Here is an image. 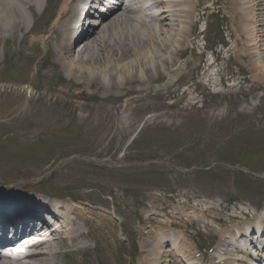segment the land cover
Returning a JSON list of instances; mask_svg holds the SVG:
<instances>
[{
  "label": "rangeland",
  "instance_id": "rangeland-1",
  "mask_svg": "<svg viewBox=\"0 0 264 264\" xmlns=\"http://www.w3.org/2000/svg\"><path fill=\"white\" fill-rule=\"evenodd\" d=\"M223 2L199 1L198 29L173 55L187 70L177 102H164L165 79L128 95L67 78L53 11L39 15L32 33L19 27L8 44L0 39V183L70 198L92 219L89 234L67 247L79 250L64 255L65 246L57 264H68L65 256L72 264H138L154 242L141 243L171 229L186 231L181 248L210 247L212 255L219 230L240 224L230 219L239 205L264 207V80L254 65L264 64V41L250 49L239 4L233 12ZM148 114L155 116L143 122Z\"/></svg>",
  "mask_w": 264,
  "mask_h": 264
},
{
  "label": "bare ground",
  "instance_id": "bare-ground-1",
  "mask_svg": "<svg viewBox=\"0 0 264 264\" xmlns=\"http://www.w3.org/2000/svg\"><path fill=\"white\" fill-rule=\"evenodd\" d=\"M30 1L0 0V39L7 38V34L5 33L8 32L10 35L16 26L23 25L22 7L25 4H29ZM71 1L62 0V6L58 20L56 21L59 25L55 29L56 54L58 62L66 70L65 74L67 78L74 77L78 80L80 78V80H88L90 82L91 80L92 82L99 81L100 87L107 89V92L121 90L125 94H132L148 90L152 83L158 82L167 76L166 89L163 95H161L164 102H168L169 100L179 101L183 98L184 91L181 90V87L186 84V79L180 77V73L183 71L182 66H176L175 70L170 71L169 67L173 62L169 61V59L175 53L173 48H176L177 52L178 44H180L183 36L187 34L185 32L182 33L186 28L184 23H189V32L194 27L196 22L194 15L198 4L194 3L193 7L189 9H178L177 7L184 3L183 0H106L108 2L106 4L107 12L110 11V7L118 5L117 8H111L112 10L109 12V15L117 10H121L120 13L109 21L104 22L102 27H93L89 30L91 32L85 34L87 35L85 37L87 41L84 49L77 56L72 54L67 57L65 55L68 51L66 48L70 45L67 42L68 37L69 41L71 39L74 41V39L81 36H77V31L81 28V24L71 26L72 18L77 12L76 6ZM249 1L236 0L237 4H240L241 12L243 14L247 13L244 21L241 19V22L243 28L248 30L249 35L252 34V38L249 41H254L257 39L258 33H260V38L264 37V0H251V5L248 3ZM150 2L152 3L150 4ZM227 2L231 5L230 8L233 9V0H227ZM142 12L146 13L143 14ZM63 15L66 16L63 17ZM101 16L103 18L102 22L108 17H105V15ZM148 17L149 19L147 20ZM149 20H168L169 22L163 25L164 27L166 24L167 29L158 27L152 22L149 23ZM113 47L115 48L111 49ZM250 48H253V45H250ZM109 52L111 55L108 54ZM114 52H117L116 57H114ZM240 54H249V52L244 50ZM256 55L258 56L259 54ZM173 61L176 63L175 60ZM254 65L260 70V79L264 80L263 62L255 60ZM136 86H139V88ZM176 90L178 91L176 92ZM160 116L167 119L168 114L162 113ZM128 122V118L124 119V123ZM0 198V220L5 218L9 222L17 220V216L23 214L25 211L23 208L28 205L36 207L43 202L47 206H51V203L54 204L53 202L49 204V202L41 199L35 201L33 200L34 198L25 200L22 204L18 202L22 200L21 197L6 196V198ZM14 203L15 209L13 210L9 207ZM62 204L66 205V203ZM67 209L69 210L68 222L66 224L67 215L61 211L59 218L60 220L62 219V223L56 224V226H59L58 229H53L48 234L45 233L44 235H47L45 238H36L34 241L23 242L19 245L17 251H13L14 258L12 260L7 256V259L10 260H8V264H54V261L50 259V255L55 253L56 244L53 241L69 237L70 234L76 231V226L70 221L71 214H84V209L75 204H70ZM259 217V219L253 221H246L242 227L233 228V231H230V233L227 231L231 238V243L234 244L236 249L230 250V245L221 244L216 251L217 255L218 253L220 254L217 259L223 260V264H235V261L241 260L237 259L233 252H238L245 247L243 243L248 239V230L254 231V234L258 233L257 246L260 247L262 242H264V223L262 222L264 215ZM83 219L86 222L90 220L86 215ZM97 221L100 223L104 220L97 218ZM76 234L79 235L78 230ZM183 238L184 236L181 233L178 235L171 233L169 236L162 234L158 237L157 243L154 245L153 250L150 251V254L142 256L139 264H158V260L161 259L163 252H165V255L160 264H173L174 262L188 264L183 261V257L188 252H182L178 248L179 244L177 240ZM150 241L151 238H146L143 241V246ZM167 242H170L171 248L165 250L164 245L168 244ZM258 247H254L253 255H262L264 261V253ZM171 249H174V251H171ZM176 250L177 252H175ZM193 259L194 256H191L187 261H192ZM198 261H194V264H197ZM0 264L7 263L0 261ZM241 264H246V262Z\"/></svg>",
  "mask_w": 264,
  "mask_h": 264
}]
</instances>
